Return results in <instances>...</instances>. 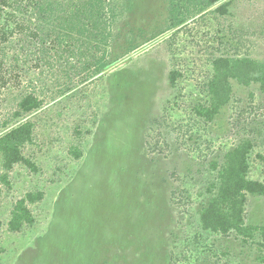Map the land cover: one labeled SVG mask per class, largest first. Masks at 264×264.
I'll use <instances>...</instances> for the list:
<instances>
[{"label":"rangeland","instance_id":"374dc122","mask_svg":"<svg viewBox=\"0 0 264 264\" xmlns=\"http://www.w3.org/2000/svg\"><path fill=\"white\" fill-rule=\"evenodd\" d=\"M119 1L111 70L73 76L68 86L35 53L0 65V134L16 125L11 114L23 93L44 101L29 116L35 137L24 148L38 170L17 164L10 184L0 181V264H264L259 235L212 233L198 219L212 164L241 139L255 142L250 175L264 181V93L233 82L213 122L193 111L209 100L215 57L264 60V0H225L228 14L210 7L150 41L169 23V0ZM132 34L143 44L127 52ZM174 67L182 74L172 86ZM101 121L109 137L96 141ZM37 190L44 198L30 205L35 223L11 231L16 199ZM245 221L264 225V195H248Z\"/></svg>","mask_w":264,"mask_h":264},{"label":"trees","instance_id":"16d2710c","mask_svg":"<svg viewBox=\"0 0 264 264\" xmlns=\"http://www.w3.org/2000/svg\"><path fill=\"white\" fill-rule=\"evenodd\" d=\"M119 3V0H0V65L7 61L18 64L21 59L26 60L35 53L38 60L42 58L49 69L55 71L53 74L62 73L58 75L66 77L64 82L68 86L73 76L88 77L111 70L118 60L112 57L113 49L119 44V40L114 43L115 38L120 37L115 28L124 11ZM229 5L230 2L225 0H169L168 25L153 32L148 41L179 27L210 7L215 16L226 15ZM128 40L127 52L143 44L133 34ZM212 66L213 73L206 84L209 100L198 102L193 109L195 115L205 122H213L229 103L233 82L243 86L257 85L264 93V60L227 54L215 57ZM181 74L176 67L170 71L172 86L176 85ZM43 104L40 95L27 91L21 95L11 114L12 121H17L16 125H9L11 119L3 122L2 127L10 126L0 134V181L3 183L10 184V172L17 164L38 170L34 161L24 153V148L35 137L36 125L29 116ZM106 128L101 121L96 141L101 140L104 131H110ZM255 146L253 139L243 138L224 152L220 163L215 161L212 164L217 173L208 190L211 197L200 207L198 219L202 228L212 233L226 235L235 232L245 241L259 235L262 239L259 242L261 263L264 262V225L247 224L245 221L248 195H264V181L250 175V158ZM73 152L77 158L82 156L78 149ZM258 158L264 163V154H258ZM2 193L0 185V197ZM43 198L44 191L37 190L28 191L16 199L7 222L8 228L16 232L26 225H33L35 217L30 205ZM102 263L119 264L112 257Z\"/></svg>","mask_w":264,"mask_h":264}]
</instances>
